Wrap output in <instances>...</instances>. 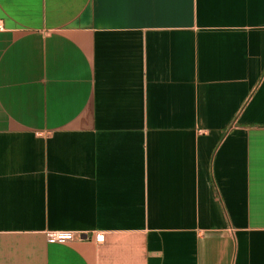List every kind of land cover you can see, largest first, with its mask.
Here are the masks:
<instances>
[{
	"label": "crops",
	"instance_id": "crops-1",
	"mask_svg": "<svg viewBox=\"0 0 264 264\" xmlns=\"http://www.w3.org/2000/svg\"><path fill=\"white\" fill-rule=\"evenodd\" d=\"M0 20V264H264V0Z\"/></svg>",
	"mask_w": 264,
	"mask_h": 264
},
{
	"label": "built area",
	"instance_id": "built-area-1",
	"mask_svg": "<svg viewBox=\"0 0 264 264\" xmlns=\"http://www.w3.org/2000/svg\"><path fill=\"white\" fill-rule=\"evenodd\" d=\"M5 26L3 22L0 20V32L4 31ZM49 238V243L50 244H55V243H63L66 241H71L75 239L74 234L68 233V232H50L48 234ZM95 240L98 243H103L105 240V235L104 234H97L95 236Z\"/></svg>",
	"mask_w": 264,
	"mask_h": 264
}]
</instances>
